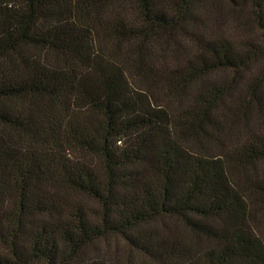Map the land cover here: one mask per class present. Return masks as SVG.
<instances>
[{"label":"trees","instance_id":"trees-1","mask_svg":"<svg viewBox=\"0 0 264 264\" xmlns=\"http://www.w3.org/2000/svg\"><path fill=\"white\" fill-rule=\"evenodd\" d=\"M0 264H264V0H0Z\"/></svg>","mask_w":264,"mask_h":264}]
</instances>
